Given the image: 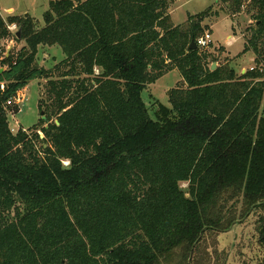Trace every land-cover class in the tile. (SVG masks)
Instances as JSON below:
<instances>
[{
    "label": "trees",
    "instance_id": "1",
    "mask_svg": "<svg viewBox=\"0 0 264 264\" xmlns=\"http://www.w3.org/2000/svg\"><path fill=\"white\" fill-rule=\"evenodd\" d=\"M168 6L48 0L42 26L0 14V40L15 23L24 41L0 59V264H228L217 237L252 216L264 248V0H217L175 25ZM243 9L253 69L189 49L205 19ZM52 45L64 58L41 67ZM176 68L184 86L151 118L141 91ZM32 79L47 80L42 114L12 133L6 102Z\"/></svg>",
    "mask_w": 264,
    "mask_h": 264
},
{
    "label": "rangeland",
    "instance_id": "2",
    "mask_svg": "<svg viewBox=\"0 0 264 264\" xmlns=\"http://www.w3.org/2000/svg\"><path fill=\"white\" fill-rule=\"evenodd\" d=\"M217 0H172L168 6L171 21L174 24H180L185 21L187 14H193L206 10ZM8 8L12 13L8 14ZM48 8V0H0V14L3 17L8 15H28L33 17L43 25L44 11ZM245 9L234 17V22L220 12L218 17L205 19L210 28V37L213 41L209 51L218 57V62L228 59L229 66L233 67L237 74L245 73L250 67L254 66L253 54L251 51L242 53L244 44L243 39L248 36L247 28L252 27L253 21L245 13ZM36 26H38L37 22ZM18 29V27H17ZM11 36L7 39H1L4 50L12 45L11 50L16 51L24 43L23 40L15 39ZM7 52V50H6ZM45 58V59H44ZM64 58V52L58 45L51 47L42 46L37 54V64L41 67L50 69L55 62ZM2 59V58H1ZM212 63L217 62L213 61ZM212 66V65H211ZM179 70L173 69L158 77L154 83L147 85L142 89L140 98L146 104L148 113L151 118L155 117L157 104L170 107L169 97L177 86H184L181 82ZM45 79H32L28 82L23 92V97L19 103V109L15 113L7 114V122L12 133H15L20 127L27 129L37 123L42 114L39 109L38 100L40 97L46 99L44 94ZM45 95V94H44ZM260 113L264 116V100L260 107ZM55 121V119H54ZM42 134L40 135V137ZM180 186L185 189L187 182H180ZM254 216L247 221L243 220L234 224V227L218 235L219 248L226 249L228 252V264H264V248L256 242L257 234L255 232ZM245 221V222H244Z\"/></svg>",
    "mask_w": 264,
    "mask_h": 264
},
{
    "label": "built area",
    "instance_id": "3",
    "mask_svg": "<svg viewBox=\"0 0 264 264\" xmlns=\"http://www.w3.org/2000/svg\"><path fill=\"white\" fill-rule=\"evenodd\" d=\"M9 31L15 32L17 30V25L16 24H11L8 26ZM196 45L202 49H209L210 44L212 43L211 37H210V32H205L203 35L199 36L197 39H195ZM6 50H4L2 41L0 40V59L6 56ZM253 67H250V69H253ZM0 89H4V86L2 83H0ZM23 92L22 90L18 91L14 97L10 98L6 104L8 105H15L20 103L22 97H23Z\"/></svg>",
    "mask_w": 264,
    "mask_h": 264
},
{
    "label": "water",
    "instance_id": "4",
    "mask_svg": "<svg viewBox=\"0 0 264 264\" xmlns=\"http://www.w3.org/2000/svg\"><path fill=\"white\" fill-rule=\"evenodd\" d=\"M25 17H28V15H25ZM15 32H16V36L19 37V35H20V31H19V29H17ZM189 45H190V46H189V49H190V50H194L195 48H197V45H196L195 39H194V40H191V42H190ZM11 48H12V45H10V46L6 49V50H7L6 56H8L9 53L11 52ZM215 67H216V63H212L211 70L214 69ZM3 70H4V68H0V72H2ZM243 73H244V72H243ZM55 121H56V120H55ZM56 123L59 124L58 121H56ZM257 204H259V203H257ZM242 220H243V219H241V220H236V221L232 224V226H231L227 231L231 230V229L234 227V224L239 223V222H241Z\"/></svg>",
    "mask_w": 264,
    "mask_h": 264
},
{
    "label": "crops",
    "instance_id": "5",
    "mask_svg": "<svg viewBox=\"0 0 264 264\" xmlns=\"http://www.w3.org/2000/svg\"><path fill=\"white\" fill-rule=\"evenodd\" d=\"M169 1V4H170V1H172V0H168ZM8 14H10V13H12V9L11 8H8L7 9V11H6ZM196 13H198V12H196ZM169 14H170V12H169ZM189 14V13H188ZM187 14V15H188ZM171 15V14H170ZM193 15V14H192ZM1 16L3 17V15L1 14ZM9 16V15H8ZM18 16H20V15H18ZM7 17V16H6ZM6 17H3V18H6ZM187 18V17H186ZM229 19V18H228ZM186 20V19H185ZM184 22V21H183ZM173 23V22H172ZM230 23H232L231 21H230ZM15 24V23H14ZM174 24V23H173ZM175 25V24H174ZM213 42V41H212ZM40 47H42V46H39L38 47V49L40 48ZM49 47H51V46H49ZM48 47V48H49ZM45 59V58H44ZM26 88V87H25ZM25 88L22 90V91H24L25 90Z\"/></svg>",
    "mask_w": 264,
    "mask_h": 264
}]
</instances>
